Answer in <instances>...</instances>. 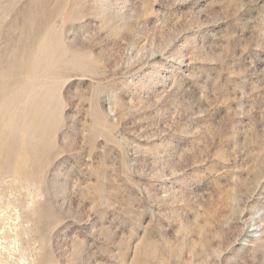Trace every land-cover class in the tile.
Returning <instances> with one entry per match:
<instances>
[{"label": "rangeland", "instance_id": "obj_1", "mask_svg": "<svg viewBox=\"0 0 264 264\" xmlns=\"http://www.w3.org/2000/svg\"><path fill=\"white\" fill-rule=\"evenodd\" d=\"M1 264H264V0H0Z\"/></svg>", "mask_w": 264, "mask_h": 264}, {"label": "bare ground", "instance_id": "obj_2", "mask_svg": "<svg viewBox=\"0 0 264 264\" xmlns=\"http://www.w3.org/2000/svg\"><path fill=\"white\" fill-rule=\"evenodd\" d=\"M2 262L0 261V264H1Z\"/></svg>", "mask_w": 264, "mask_h": 264}]
</instances>
